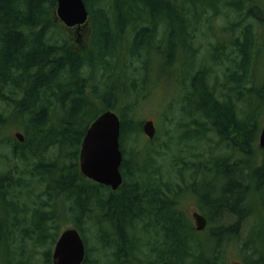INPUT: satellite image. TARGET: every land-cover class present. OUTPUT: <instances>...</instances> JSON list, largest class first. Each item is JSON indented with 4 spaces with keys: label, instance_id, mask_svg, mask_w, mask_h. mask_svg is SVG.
Instances as JSON below:
<instances>
[{
    "label": "trees",
    "instance_id": "obj_1",
    "mask_svg": "<svg viewBox=\"0 0 264 264\" xmlns=\"http://www.w3.org/2000/svg\"><path fill=\"white\" fill-rule=\"evenodd\" d=\"M84 3L90 36L79 49L56 0H0V264H34L38 246L52 264L69 221L86 234L81 264H233L229 246L264 203V148L255 143L264 0ZM161 82L176 86L181 113L162 152L156 133L140 148L137 119ZM106 109L120 117L116 190L78 164L85 130ZM188 199L203 230L182 206ZM227 214L232 223L221 222ZM239 249L244 264H264L257 233Z\"/></svg>",
    "mask_w": 264,
    "mask_h": 264
},
{
    "label": "water",
    "instance_id": "obj_2",
    "mask_svg": "<svg viewBox=\"0 0 264 264\" xmlns=\"http://www.w3.org/2000/svg\"><path fill=\"white\" fill-rule=\"evenodd\" d=\"M57 18L69 28L87 26L89 17L84 0H56ZM142 131L148 138L155 135V124L151 119L142 122ZM14 136L22 141L21 131ZM258 143L264 146V121L259 132ZM120 117L111 109L99 113L88 125L80 143L78 164L81 174L94 182L116 190L122 183L120 164ZM195 227L203 230L207 220L203 214L194 210L192 213ZM85 257V244L75 227L64 228L55 240L51 251L52 264H81Z\"/></svg>",
    "mask_w": 264,
    "mask_h": 264
},
{
    "label": "rangeland",
    "instance_id": "obj_3",
    "mask_svg": "<svg viewBox=\"0 0 264 264\" xmlns=\"http://www.w3.org/2000/svg\"><path fill=\"white\" fill-rule=\"evenodd\" d=\"M218 22L222 24L223 20H219ZM67 30L72 35L74 29L73 28H67ZM81 33L82 34L80 35V32H79V36H77V38L80 39V42H77V46L79 47V49L85 48V46L89 43L90 28L88 27V28L82 29ZM72 36H73V40H74L75 36L74 35H72ZM201 38H202V36H201ZM74 42L76 43V41H74ZM263 56H264V53H263ZM261 59L259 61L260 63L258 62V65H257L259 81H257L256 84H257V88L259 87V88L263 89L264 84H262L263 83L262 80L264 79V57L262 60ZM157 73H158V71H157ZM222 79H223L222 77H219L218 82H220ZM176 90L177 89H176L175 85H172V84L169 85L168 83H165V82L158 83L152 89L151 94H149L148 97L145 100H143L142 104H139V107H138L139 118H137V119L144 120L147 118V119H152L154 121V124L156 127L157 139L152 142V145L155 147V149H157L160 152H162L163 150H167V148L164 145V141H167V138L169 135L176 133L174 126L177 124V121L180 119V116H181V113L178 112V106H176V105H175L176 107L173 106V102H172V100L176 98V95H177ZM263 91H264V89H263ZM261 97H264V92H263ZM257 108H260V110L257 112L258 113L257 114L258 115L257 116V124L258 125L260 124V126H259V131H258L257 137L255 139V143H258L259 132L261 129V125L264 121V98L259 100V102L257 104ZM144 138H147V137L145 135H143V142L141 144H139L140 148L144 147V145H147L145 143L146 139H144ZM131 147H133V143L132 142H126V149L130 150ZM136 147L137 146H135V148ZM263 148H264V146H263ZM142 155H144V154H142ZM129 157H130V154H129ZM41 188H43L42 185L37 189V192ZM23 195L25 197L27 196L26 190L23 191ZM44 197L45 196L42 195L37 200H42ZM263 202H264V200H263ZM31 206H34V205H31ZM35 206H38V205H35ZM182 206H183L184 210L187 212V214H189L190 218H192L194 221L192 213L194 210H197V206H196L195 201L188 199L182 203ZM255 212H256V214H258V216H255L252 213V214L248 215L246 217V219L243 220V222H242V226H241V230H240V234H239V238H238L239 239V245H237V241H238L237 240V241H234L233 243H231V245L229 246V249H231L230 257H231L233 264H244L242 262V256L239 255V253H241L239 246L243 244L244 239H246L247 237H253L254 233H257V236L264 238V230L262 228L264 226V220H263V218H264V203H262V206L260 205V210L256 209ZM233 220H234V217L227 214V215H224L222 217L221 222L228 224V223H232ZM61 224H63L64 227L74 226L73 223H71V221L62 222ZM74 227L77 228V230L80 232L81 236L82 235L84 237L86 236L85 232L80 227H76V226H74ZM83 227L86 230V232L90 235L91 233L88 229V227H89L88 224H86V223L83 224ZM91 241L93 242L92 238H91ZM92 242H90L91 245H92ZM52 246H53V244L51 245V249H52ZM45 249H46V246L36 247V252L34 253V257H33L34 264H43L42 253Z\"/></svg>",
    "mask_w": 264,
    "mask_h": 264
},
{
    "label": "flooded vegetation",
    "instance_id": "obj_4",
    "mask_svg": "<svg viewBox=\"0 0 264 264\" xmlns=\"http://www.w3.org/2000/svg\"><path fill=\"white\" fill-rule=\"evenodd\" d=\"M73 29H74V28H73ZM82 29H84V28L74 29V32L77 33V34H79V32H80V35H81V34H82V33H81V30H82Z\"/></svg>",
    "mask_w": 264,
    "mask_h": 264
}]
</instances>
